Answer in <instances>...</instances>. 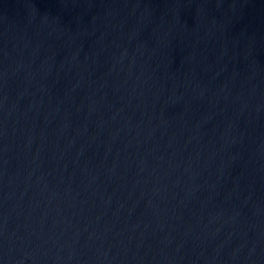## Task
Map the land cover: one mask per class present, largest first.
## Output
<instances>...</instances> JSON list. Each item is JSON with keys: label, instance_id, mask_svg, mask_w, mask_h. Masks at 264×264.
Returning a JSON list of instances; mask_svg holds the SVG:
<instances>
[{"label": "water", "instance_id": "1", "mask_svg": "<svg viewBox=\"0 0 264 264\" xmlns=\"http://www.w3.org/2000/svg\"><path fill=\"white\" fill-rule=\"evenodd\" d=\"M0 264H264V0H0Z\"/></svg>", "mask_w": 264, "mask_h": 264}]
</instances>
